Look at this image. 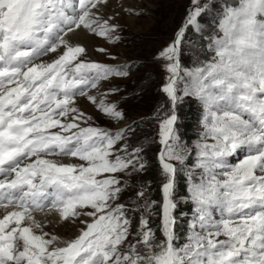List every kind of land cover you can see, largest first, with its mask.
Segmentation results:
<instances>
[{
	"label": "snow or ice",
	"instance_id": "obj_1",
	"mask_svg": "<svg viewBox=\"0 0 264 264\" xmlns=\"http://www.w3.org/2000/svg\"><path fill=\"white\" fill-rule=\"evenodd\" d=\"M104 3L0 0V264H264V0H226L203 37L214 55L182 69L187 30L203 36L207 25L198 18L213 10L191 0L193 10L158 53L170 74L162 92L173 106V114L157 116L160 199L141 190L126 201L120 174L143 171L142 149L129 151L128 127H82L91 117L74 106L78 96L96 103L88 90L99 81L128 74L127 65L86 61L85 47L70 41L78 30L119 38L101 13ZM181 82L184 95L204 106V131L183 198L194 206L189 234L178 245L173 161L186 160L174 127ZM96 106L123 118L115 103L101 98ZM130 212L139 213L135 226ZM154 215L160 237L150 226ZM69 222L79 229L67 238L45 231Z\"/></svg>",
	"mask_w": 264,
	"mask_h": 264
},
{
	"label": "rangeland",
	"instance_id": "obj_2",
	"mask_svg": "<svg viewBox=\"0 0 264 264\" xmlns=\"http://www.w3.org/2000/svg\"><path fill=\"white\" fill-rule=\"evenodd\" d=\"M124 1L110 0L107 8L101 10L105 19L111 17L110 24L118 26L112 33V37L119 38L112 42L88 32L90 50L86 46H82L87 52L84 57L86 61L108 65H127L128 74L126 76L113 75L99 81L97 88L88 90L90 95L97 98L96 103L89 101L87 96H78L75 98L74 106L86 117H91L87 123L81 122L82 127H101L112 133L125 127L130 129L124 133L126 142L129 144V151L140 147L145 167L143 171L132 172L131 175L120 174L123 180L128 181V186L122 193L120 201H126L130 197L134 198L135 193L141 190L145 191L147 198L152 196L150 200H154L155 194L151 189L144 188L140 178L143 174H149L148 170L152 168L153 173L159 176V180L157 178L154 182L161 183L158 153L162 146L159 144L157 116L173 114V106L167 98V94L162 92V85L167 82L166 77L170 74L165 69L166 61L158 58V53L172 42L185 20L187 12L193 8L191 0H128L125 1L126 7L122 8L121 4ZM200 2L202 5L209 4L213 10L198 18L203 25H207L203 36L191 28L187 30V37L183 40L180 56L182 69L200 67L202 62L210 60L214 55L208 49L207 40L203 37L216 28L217 13L223 9L226 0H200ZM227 2L232 3L233 0H227ZM99 48H103L105 51L100 52L97 50ZM183 88V82L177 85L178 121L174 127L179 137L177 151L183 148L182 154H186V160L183 166L176 161L173 163L177 167L176 185L185 182L183 191L187 195V171L195 162V143L201 140L200 133L204 131L201 124L204 106L197 98L186 97L182 91ZM101 98L105 99L106 103H115L117 110L122 111L123 118L113 119L102 113L96 106ZM208 142L211 143L210 138ZM120 143L115 147L118 148ZM235 162L237 161L233 163ZM200 171L196 170L197 177ZM185 196H181L176 187V202L179 209L184 208L185 200L183 198ZM129 207H135V205L129 204ZM193 207L191 203L189 216L186 219L188 226L193 216ZM175 216L177 219L181 217L176 213ZM152 218H155V215L151 217V223L153 222ZM135 224L134 221V226ZM78 229V222L75 224L69 222L63 225L51 224L45 228V231H54L60 237L67 238ZM185 242L178 241L177 244Z\"/></svg>",
	"mask_w": 264,
	"mask_h": 264
},
{
	"label": "trees",
	"instance_id": "obj_3",
	"mask_svg": "<svg viewBox=\"0 0 264 264\" xmlns=\"http://www.w3.org/2000/svg\"><path fill=\"white\" fill-rule=\"evenodd\" d=\"M148 171H149L148 172L149 174H147V175L143 174L140 179L142 180L144 188L145 189H151L152 193L155 194L154 200H159L160 199V182L159 183L154 182L159 176L157 174L153 173L152 168ZM158 180H159V178H158ZM176 187L179 190L181 196L186 195V193H184V191H183V188H185V182H182L181 184H177ZM190 207H191V202L185 201L183 209H179L177 207V209L175 210V213L177 215H179V216L181 215V217L177 219L176 225H175V233H176V236L178 238L177 242L178 241H186V237L189 234V226H188L186 219H187V216H189ZM156 211H158V209H156ZM129 215L131 217H133L135 223H137L138 218H139V213L130 212ZM152 220H153V222L151 223V227H153L154 231L156 232V235L158 237H160L161 233L159 231V227H160L159 217L155 215V218H152Z\"/></svg>",
	"mask_w": 264,
	"mask_h": 264
},
{
	"label": "bare ground",
	"instance_id": "obj_4",
	"mask_svg": "<svg viewBox=\"0 0 264 264\" xmlns=\"http://www.w3.org/2000/svg\"><path fill=\"white\" fill-rule=\"evenodd\" d=\"M125 1H128V0H125ZM125 1L122 2V4H121L122 8L126 7V2ZM107 4H110V0H105V3L101 6V10L102 9H106L107 8ZM89 38L90 37L88 36V31L87 30H78L75 35L70 36V41L73 44L84 45L90 50V48L88 46V39ZM52 58H54V57H52ZM45 59H48V58H45ZM66 161L67 162H78V161H74V160H67V158H66ZM37 219H39V220H41L43 222L45 220V217L42 216L41 214H37ZM46 219L51 221V220H53V217L52 216H48ZM59 224L63 225L64 223H53L52 225H59Z\"/></svg>",
	"mask_w": 264,
	"mask_h": 264
}]
</instances>
